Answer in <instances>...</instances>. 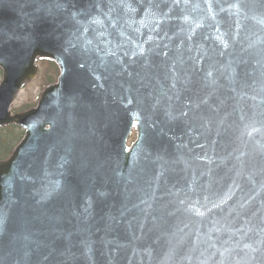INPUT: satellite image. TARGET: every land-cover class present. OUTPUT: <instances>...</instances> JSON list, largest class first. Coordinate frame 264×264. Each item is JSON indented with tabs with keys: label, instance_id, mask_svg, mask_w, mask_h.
Segmentation results:
<instances>
[{
	"label": "water",
	"instance_id": "water-1",
	"mask_svg": "<svg viewBox=\"0 0 264 264\" xmlns=\"http://www.w3.org/2000/svg\"><path fill=\"white\" fill-rule=\"evenodd\" d=\"M128 2L0 0V264H264V0Z\"/></svg>",
	"mask_w": 264,
	"mask_h": 264
},
{
	"label": "snow or ice",
	"instance_id": "snow-or-ice-1",
	"mask_svg": "<svg viewBox=\"0 0 264 264\" xmlns=\"http://www.w3.org/2000/svg\"><path fill=\"white\" fill-rule=\"evenodd\" d=\"M45 2V0H41V3L43 4ZM175 3H179L180 0H174ZM120 3L122 6L126 7L129 11H132L133 9L131 8L130 3L128 2V0H120ZM98 21H93V23H97ZM89 44H91V41L88 42ZM142 52V50H141ZM125 55H127V53H125ZM133 55H136V53H133ZM106 57H113L114 59L111 61L112 64H120V60L117 57V53L114 50H109L108 52L105 53V57H101V62L102 64H104L105 66H107V64L109 63V61L106 59ZM4 61L2 59H0V64H3ZM83 67V65H82ZM95 69H93L94 71ZM103 77H98V79H102ZM123 99V98H122ZM78 103V98L76 97H69L67 100V103L65 105V109L66 110H71L72 108H74L76 106V104ZM133 103V99L132 98H128L127 99V104H132ZM137 125L133 124V127H136ZM13 181L10 180L7 183H12ZM0 183H4V179L3 176H0ZM7 183L5 184V186H7ZM62 189V185L60 184L59 181L55 182V185L53 187V191H59ZM100 195H104V193H100ZM7 228V212L0 210V233H2L3 231H6Z\"/></svg>",
	"mask_w": 264,
	"mask_h": 264
},
{
	"label": "rangeland",
	"instance_id": "rangeland-1",
	"mask_svg": "<svg viewBox=\"0 0 264 264\" xmlns=\"http://www.w3.org/2000/svg\"><path fill=\"white\" fill-rule=\"evenodd\" d=\"M43 71H44V66H40V77L31 83L30 85L26 86L25 90L22 91V93L18 96L16 99V102L14 104V109L21 108L25 105H32L35 104V102L38 99V95L41 91V86L43 84ZM42 74V75H41ZM135 138L134 132L129 138L128 144L132 142Z\"/></svg>",
	"mask_w": 264,
	"mask_h": 264
},
{
	"label": "trees",
	"instance_id": "trees-1",
	"mask_svg": "<svg viewBox=\"0 0 264 264\" xmlns=\"http://www.w3.org/2000/svg\"><path fill=\"white\" fill-rule=\"evenodd\" d=\"M48 81L50 78L48 77ZM22 133L16 127L0 129V158L9 152L11 145L21 137Z\"/></svg>",
	"mask_w": 264,
	"mask_h": 264
}]
</instances>
